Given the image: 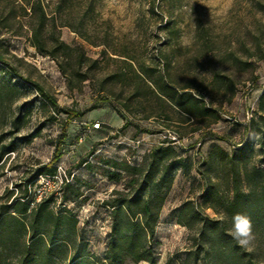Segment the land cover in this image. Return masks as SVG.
<instances>
[{
    "label": "rangeland",
    "instance_id": "obj_1",
    "mask_svg": "<svg viewBox=\"0 0 264 264\" xmlns=\"http://www.w3.org/2000/svg\"><path fill=\"white\" fill-rule=\"evenodd\" d=\"M40 3L46 19L36 47L40 10L0 0V151L12 148L0 161V196L9 190L16 199L27 188L31 207L52 197L49 208L75 216L87 250L102 258L111 224L104 201L127 192L130 179L111 163L138 166L151 149L172 145L181 167L151 239L155 264H209L198 235L203 221L218 224L216 244L230 242L252 253L250 264H264V218L253 210L264 192V0ZM159 72L217 120H188L162 103ZM62 110L85 113L66 129L56 162L63 184L53 189L29 180L53 157ZM237 212L253 221L250 251L229 235Z\"/></svg>",
    "mask_w": 264,
    "mask_h": 264
},
{
    "label": "trees",
    "instance_id": "obj_2",
    "mask_svg": "<svg viewBox=\"0 0 264 264\" xmlns=\"http://www.w3.org/2000/svg\"><path fill=\"white\" fill-rule=\"evenodd\" d=\"M33 13L40 10L37 27L33 29L34 45L38 47L39 32L44 27L46 16L41 9L40 0H22ZM64 1V0H60ZM93 3L88 2L87 10L92 11ZM76 31V30H75ZM61 48H68L59 42ZM158 97L162 103H169L188 120L190 118L217 120L214 111L208 108L201 99L191 92L177 90L166 82L164 72H159V79L154 82ZM42 92V90L39 88ZM43 93V92H42ZM48 103L57 109L55 101L43 94ZM264 100V93L260 96ZM168 104V105H169ZM94 108V107H93ZM92 108V109H93ZM66 117L61 126V136L55 145L51 161L35 169L30 182L40 175L52 176L56 173V162L60 159V149L66 138V129L75 118L82 117L85 112L62 110ZM165 119H168L165 116ZM238 155L244 156L243 149ZM12 151L10 146L0 151V161L4 154ZM228 156L227 154H224ZM175 148L172 145H159L151 149L141 165L120 166L112 162L113 169L125 170L130 179L124 183L127 192L118 191L119 198L105 200L111 209V224L108 232L106 249L102 258L93 256L87 250L85 238L78 235L77 219L66 210L54 213L49 208L52 197L44 198L31 207L28 190L21 196L10 200L12 191L7 190L0 203V264H155L156 256L151 239L154 235L161 208L172 186L174 173L181 167ZM232 160L235 154L229 156ZM116 174H112L114 177ZM248 174L246 175V178ZM64 187L71 189L69 184ZM77 197L78 195L75 194ZM69 198L63 196L62 201ZM253 210L257 216L264 218V192L255 202ZM220 228L215 222H204L199 237L205 245L201 251L209 264H250L252 253H246L230 242L216 244L215 236H219ZM198 255V254H197ZM195 261L197 256L194 258Z\"/></svg>",
    "mask_w": 264,
    "mask_h": 264
},
{
    "label": "clouds",
    "instance_id": "obj_3",
    "mask_svg": "<svg viewBox=\"0 0 264 264\" xmlns=\"http://www.w3.org/2000/svg\"><path fill=\"white\" fill-rule=\"evenodd\" d=\"M223 214L214 219H223ZM229 235L236 241V243L246 249L251 250V246L256 239L254 233V226L251 217L244 212H237L231 217V229Z\"/></svg>",
    "mask_w": 264,
    "mask_h": 264
},
{
    "label": "built area",
    "instance_id": "obj_4",
    "mask_svg": "<svg viewBox=\"0 0 264 264\" xmlns=\"http://www.w3.org/2000/svg\"><path fill=\"white\" fill-rule=\"evenodd\" d=\"M37 182L43 184L44 182L48 185H53L54 188H60V186L63 184L62 178L60 176V173H55L52 176L48 175H40L37 178Z\"/></svg>",
    "mask_w": 264,
    "mask_h": 264
}]
</instances>
